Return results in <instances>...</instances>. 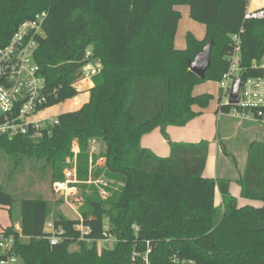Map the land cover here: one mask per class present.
Instances as JSON below:
<instances>
[{
    "label": "trees",
    "instance_id": "16d2710c",
    "mask_svg": "<svg viewBox=\"0 0 264 264\" xmlns=\"http://www.w3.org/2000/svg\"><path fill=\"white\" fill-rule=\"evenodd\" d=\"M249 1L0 0V49L22 23L46 13L45 37L36 54L46 81L43 109L75 99L82 68L91 60L101 63L89 101L80 110L60 114L59 125L37 135L0 137V152L14 158V170L28 161L43 162L58 182L78 142L79 177L86 181L89 165L96 161L92 157L91 163L88 147L99 140L106 152L103 175L117 183L107 200L97 194L85 197L81 216L92 243L79 241L75 226L80 219L56 216V227L65 232L51 246L45 232L51 203L21 201L26 239L16 225L2 229L18 235L19 264H146L134 255H145L148 247V264H264V142L249 146L243 169L232 159L235 179L214 180L204 177L209 142L174 143L167 134L168 127H186L198 118L195 106L210 104L211 95L196 96L193 89L206 80L222 81L230 69L234 37L241 40L242 80L264 74L253 67L264 57V19L246 18ZM188 5L190 18L206 26V37L200 40L189 32L186 48L177 49L181 14L176 7ZM210 42L211 65L201 80L189 69L190 62ZM158 128L170 146L166 158L142 146L143 138ZM233 183L241 189L240 198L262 206L241 207L231 193ZM216 188L221 207L215 206ZM15 202L0 185V207L12 222ZM107 231L118 239L112 246L99 244Z\"/></svg>",
    "mask_w": 264,
    "mask_h": 264
},
{
    "label": "built area",
    "instance_id": "2783aa9c",
    "mask_svg": "<svg viewBox=\"0 0 264 264\" xmlns=\"http://www.w3.org/2000/svg\"><path fill=\"white\" fill-rule=\"evenodd\" d=\"M46 13L36 15L34 18L26 20L14 36L11 42L5 48L0 49V137H14L18 135L28 136L30 131L39 134L44 129H49L59 125L57 118L36 120L34 116L42 111L46 106L47 89L46 81L39 72V65L36 61V54L40 47V41L45 37L44 21ZM246 18L264 19V10L247 13ZM234 53L231 58L229 71L224 75L220 84L222 98L217 109V116L222 120L228 117L237 123H263L264 124V74L255 78L242 80V68L239 66L241 57V40L240 36L234 37ZM90 57V52H87ZM254 69L264 71V57L259 64H255ZM101 63L98 60H91L82 68V78L76 82L74 88L78 92H84L88 83H94L96 76L101 73ZM241 80V88L238 94L239 102L232 104L230 96L234 86V82ZM228 97L227 100H224ZM228 109V110H226ZM93 153L96 148H93ZM78 152V151H77ZM100 163H104L105 159L101 158ZM92 163V159H91ZM76 168L69 169L65 172L66 180L62 184H55L57 192L68 189L70 184L76 183ZM114 181H110L106 177H99L90 180L89 184L96 185L99 189L102 199L110 197L109 189L113 187ZM82 204V203H81ZM73 207V206H72ZM81 222L75 226V230L79 233V241H87L91 230ZM78 221V220H73ZM18 235L26 239L21 234L20 224L15 226ZM45 232L48 233L51 246H56L62 241L64 229L56 227L55 221H48ZM18 235L0 230V264H19L20 260L15 253V246ZM118 241L114 234L108 231L99 240V244L112 246ZM152 249L148 247L145 255L136 254L134 258H142L146 264L149 263V254ZM176 264H195L193 261H176Z\"/></svg>",
    "mask_w": 264,
    "mask_h": 264
},
{
    "label": "rangeland",
    "instance_id": "374dc122",
    "mask_svg": "<svg viewBox=\"0 0 264 264\" xmlns=\"http://www.w3.org/2000/svg\"><path fill=\"white\" fill-rule=\"evenodd\" d=\"M178 10L181 12V19L176 33L177 37L175 40V45L177 49H185L187 46V34L189 32L194 33L201 40H203L206 37L207 30L206 26L190 18L189 13H187V7L181 6L178 8ZM193 94L196 96L206 94L211 95L212 99L210 100L211 102L207 108L202 109L199 106H195L194 110L202 111L204 116H206L208 112H211L214 117H216L215 111L219 107L221 101L220 99L222 98L220 85L217 83V81L206 80V82L197 84L193 89ZM227 99L228 97H226L224 100ZM88 101L89 93L79 92L75 99L61 103L58 106L43 109V111H40L34 116V119H54L60 116L62 113L76 112L77 110H80ZM220 124L221 153L219 166L224 168V170H232L231 174L235 175L236 177L237 171L235 166H233L232 159L235 158L237 161L236 154L240 159L241 156L239 155V152L241 150L244 151V148L245 146H248L250 139L246 138L243 133H240V135L236 137L235 130H238L241 126H244V124H239L228 117H223ZM218 127L219 124L216 122V137H218ZM93 148H96L94 153ZM224 148L227 149L229 155L225 154ZM71 153V156H69L65 162L62 181L53 182L52 172L51 170H48V168L43 169V162L28 161L18 169L14 170V158L8 155L5 151L0 152V185L11 195H14L16 199V202L14 203L15 219L13 222L9 217L8 210L0 207V230L3 227L5 228L21 224V220L19 219L21 201L27 200L29 198L44 199L51 203L53 211L52 215L49 217V221H55L54 218L56 216L63 217L67 220H79L81 216V208L85 204V197H90L93 194H97V196L101 198L99 189H95L96 185L89 184V182L90 180L96 179L95 174L102 173L101 177H105L103 175L104 164L99 163L101 158L105 159L106 152L104 144L99 140H93L89 144L88 153L90 154V158L92 159L93 157V161H96L93 165H89V176L86 181H82L79 177L78 163L80 148L78 142L73 143ZM73 168H76L78 172V181L74 184H70L68 189L57 192L55 189V184H62V182H65V172ZM112 185L113 187H117L116 182H114ZM85 187L88 188L85 189Z\"/></svg>",
    "mask_w": 264,
    "mask_h": 264
},
{
    "label": "crops",
    "instance_id": "0c3cea01",
    "mask_svg": "<svg viewBox=\"0 0 264 264\" xmlns=\"http://www.w3.org/2000/svg\"><path fill=\"white\" fill-rule=\"evenodd\" d=\"M249 2L250 3L248 6L247 13L253 14V12H259V11L264 10V0H250ZM179 7L181 6L176 7L177 10ZM183 7L188 8L187 13H189V16H190V6L188 5V6H183ZM192 34L196 36L194 33ZM196 37L200 39L198 36ZM93 86H94L93 82L86 84L85 85L86 89L84 93H89V91L93 88ZM195 111L200 112L201 115L198 116V118L191 121V123L188 124L186 127H175L174 126V127L167 128V134L170 136L171 141L174 143L179 142V143H187V144L200 143L202 141L209 142L210 151H209L208 161L206 165L207 169L204 173V177L207 179L210 178V179L216 180L217 178H225L227 176V177H231L235 179L236 178L235 175L231 174L232 170H229V171L224 170V168H221V166H219L220 153H221V150H220L221 120L217 116V110L215 111L216 117H214V115L211 112H208L207 115L204 116V113L202 111L200 110H195ZM216 122H218L219 124L218 132H217L218 137H216V133H215ZM235 133H236V137H238L240 133H243L246 136V138L250 139V141L248 142V146H245L244 151L241 150L239 152V155L241 156L240 159L238 155L236 154L238 165L240 169H243L245 167L249 146L252 143L264 142V124L263 123H256V124L245 123L244 126H241L238 130H235ZM142 146L152 151L157 157L166 158V157H169L171 153L170 146L168 142L165 140L164 136L161 134L160 128L154 130L151 134L146 135L142 140ZM231 193L235 198L239 200V204L241 207L244 205H248V204H251L257 208L259 206H262L261 202H251L249 200L240 198L241 189L236 183L232 184ZM214 199H215L216 207H221L223 205V199L221 198V194L218 188H216L215 190ZM6 228L8 227H5V228L3 227L2 229H6Z\"/></svg>",
    "mask_w": 264,
    "mask_h": 264
},
{
    "label": "water",
    "instance_id": "95a60500",
    "mask_svg": "<svg viewBox=\"0 0 264 264\" xmlns=\"http://www.w3.org/2000/svg\"><path fill=\"white\" fill-rule=\"evenodd\" d=\"M212 46L213 43L210 42L207 45H205V48L197 55L195 60L190 62L189 69L191 72H193L195 75H197L201 80H204L206 77V73L210 69L211 65V58H212ZM232 89V93L230 96V100L232 104H236L239 102L238 100V94L239 90L241 88V80L235 81Z\"/></svg>",
    "mask_w": 264,
    "mask_h": 264
}]
</instances>
